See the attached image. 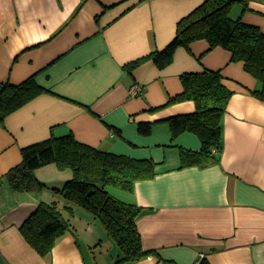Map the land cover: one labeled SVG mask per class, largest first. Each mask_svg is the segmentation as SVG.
Returning a JSON list of instances; mask_svg holds the SVG:
<instances>
[{
  "label": "crops",
  "instance_id": "crops-1",
  "mask_svg": "<svg viewBox=\"0 0 264 264\" xmlns=\"http://www.w3.org/2000/svg\"><path fill=\"white\" fill-rule=\"evenodd\" d=\"M205 0H0V85L34 77L42 93L0 123V264H118L120 253L104 226L73 208L71 232L39 255L20 228L40 202L64 201L51 189L71 179L49 164L35 171L41 193H15L6 179L21 149L72 133L78 142L137 160H152L156 176L127 192L107 191L140 208L137 230L150 254L124 264H264V99L261 83L233 62L229 51L205 40L178 48L159 69L178 22ZM231 15L264 34V1ZM242 13V14H241ZM219 71L233 92L221 120L222 154L216 164L182 166L181 150L199 151L189 132L174 137L167 120L195 111L179 95L184 73ZM139 95L131 97V87ZM140 124L151 133L139 132ZM64 215L68 218L66 213ZM201 260L199 262H201Z\"/></svg>",
  "mask_w": 264,
  "mask_h": 264
},
{
  "label": "trees",
  "instance_id": "trees-1",
  "mask_svg": "<svg viewBox=\"0 0 264 264\" xmlns=\"http://www.w3.org/2000/svg\"><path fill=\"white\" fill-rule=\"evenodd\" d=\"M252 1L205 0L178 22L174 39L164 49L133 62L130 70L147 59L164 69L172 63L178 48L188 49L193 42L205 40L209 48L221 47L230 52L233 62H242L245 71L261 83V89L255 94L264 99V34L259 28L245 24L242 15L236 18L231 15L235 5H240L241 12L245 13ZM180 80L182 92L169 98L166 105L192 101L195 111L171 117L167 122L174 137L189 132L201 142L199 151L181 150L182 166L216 164L223 150L221 120L233 92L224 85L219 71L204 69L198 73H184ZM44 92L46 90L34 77L18 85H0V123ZM138 130L148 136L151 126L140 124ZM21 157L20 164L5 176L15 193H41L46 187L37 180L35 171L46 165L55 164L59 170L68 169L72 173L63 188L51 189L64 201V206L59 207L56 201L40 202L20 228L39 255H48L57 241L71 232L70 217L74 206L88 211L101 222L119 250L118 264L138 261L150 254L143 250L137 230L140 208L116 199L107 188L131 192L136 182L154 178L156 164L152 160L100 151L78 142L72 133L51 136L24 147ZM199 264L208 262L203 259Z\"/></svg>",
  "mask_w": 264,
  "mask_h": 264
},
{
  "label": "built area",
  "instance_id": "built-area-1",
  "mask_svg": "<svg viewBox=\"0 0 264 264\" xmlns=\"http://www.w3.org/2000/svg\"><path fill=\"white\" fill-rule=\"evenodd\" d=\"M140 92H141L140 88L138 86L134 85L133 87H131L129 94H130L131 97H135V96L139 95ZM202 258H203V255H200L198 257V261H197L196 264H199L200 263L199 261Z\"/></svg>",
  "mask_w": 264,
  "mask_h": 264
},
{
  "label": "rangeland",
  "instance_id": "rangeland-1",
  "mask_svg": "<svg viewBox=\"0 0 264 264\" xmlns=\"http://www.w3.org/2000/svg\"><path fill=\"white\" fill-rule=\"evenodd\" d=\"M234 7H237V5H235ZM111 195V194H110ZM99 221V220H98ZM99 223H101L100 221H99Z\"/></svg>",
  "mask_w": 264,
  "mask_h": 264
}]
</instances>
